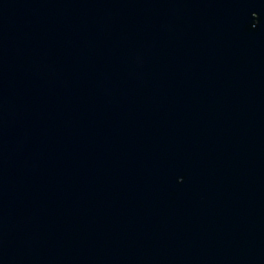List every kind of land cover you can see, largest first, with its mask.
I'll list each match as a JSON object with an SVG mask.
<instances>
[{"label": "water", "instance_id": "obj_1", "mask_svg": "<svg viewBox=\"0 0 264 264\" xmlns=\"http://www.w3.org/2000/svg\"><path fill=\"white\" fill-rule=\"evenodd\" d=\"M0 264H264V0H0Z\"/></svg>", "mask_w": 264, "mask_h": 264}]
</instances>
